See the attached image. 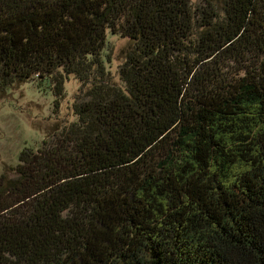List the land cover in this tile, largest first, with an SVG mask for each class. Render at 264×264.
Segmentation results:
<instances>
[{
	"label": "trees",
	"instance_id": "16d2710c",
	"mask_svg": "<svg viewBox=\"0 0 264 264\" xmlns=\"http://www.w3.org/2000/svg\"><path fill=\"white\" fill-rule=\"evenodd\" d=\"M207 7L0 0V94L88 88L0 173V264H264V0Z\"/></svg>",
	"mask_w": 264,
	"mask_h": 264
},
{
	"label": "rangeland",
	"instance_id": "374dc122",
	"mask_svg": "<svg viewBox=\"0 0 264 264\" xmlns=\"http://www.w3.org/2000/svg\"><path fill=\"white\" fill-rule=\"evenodd\" d=\"M223 0H190L195 11L220 7ZM129 43L120 36H108L104 51L106 70L110 81L120 85L118 70ZM88 88L69 77L64 82V96L55 109L53 86L48 80L9 88L0 94V173L17 164L18 154L24 149L37 150L41 143L57 137L62 130L75 122L72 107L85 100ZM58 101V99H57Z\"/></svg>",
	"mask_w": 264,
	"mask_h": 264
}]
</instances>
